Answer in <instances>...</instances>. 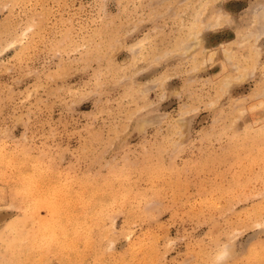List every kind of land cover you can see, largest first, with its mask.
I'll return each mask as SVG.
<instances>
[{
  "label": "rangeland",
  "instance_id": "obj_1",
  "mask_svg": "<svg viewBox=\"0 0 264 264\" xmlns=\"http://www.w3.org/2000/svg\"><path fill=\"white\" fill-rule=\"evenodd\" d=\"M0 264H264V0H0Z\"/></svg>",
  "mask_w": 264,
  "mask_h": 264
}]
</instances>
